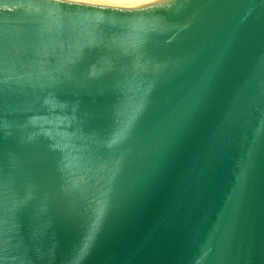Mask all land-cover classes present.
Wrapping results in <instances>:
<instances>
[{"label":"water","instance_id":"obj_1","mask_svg":"<svg viewBox=\"0 0 264 264\" xmlns=\"http://www.w3.org/2000/svg\"><path fill=\"white\" fill-rule=\"evenodd\" d=\"M0 264H264V0H0Z\"/></svg>","mask_w":264,"mask_h":264},{"label":"bare ground","instance_id":"obj_2","mask_svg":"<svg viewBox=\"0 0 264 264\" xmlns=\"http://www.w3.org/2000/svg\"><path fill=\"white\" fill-rule=\"evenodd\" d=\"M85 3H97L102 5L108 6H134V5H141L143 0H75Z\"/></svg>","mask_w":264,"mask_h":264}]
</instances>
